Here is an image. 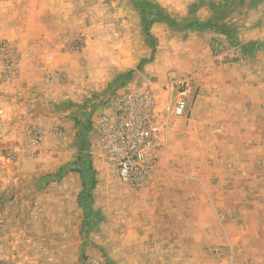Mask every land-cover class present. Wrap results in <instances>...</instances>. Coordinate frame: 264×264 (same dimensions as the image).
<instances>
[{
	"label": "crops",
	"instance_id": "1",
	"mask_svg": "<svg viewBox=\"0 0 264 264\" xmlns=\"http://www.w3.org/2000/svg\"><path fill=\"white\" fill-rule=\"evenodd\" d=\"M240 4L236 1L233 6L239 8ZM245 5L247 14L238 29L237 40L263 42L264 32L260 27L264 23V1ZM10 11L12 19L5 15ZM29 11V7L8 11L0 8V39L20 50L22 65L18 77L4 85V93L0 94V123L12 114L16 119L11 124V134L18 137L25 135L26 118L38 123L44 136L33 159L35 174L41 176L68 163H80L83 153L94 169L102 159L92 121L96 115L107 112L103 104L87 117L89 129L84 150L76 146V140L70 147L64 144L65 140L74 142L71 138L79 136L77 129L67 133L68 130L59 127L61 137L56 142L50 133L57 122L78 125L77 115L68 120L65 116L69 110L59 115L40 114V111L60 99L70 100L76 104V110L80 109L79 104L85 103L89 93L109 82L117 72L114 67L132 68L145 56L140 50L136 16L131 17L133 23L128 21V25L122 17L123 22L115 26L117 32L110 35V40L119 43L123 54L82 65V57L68 59L60 49L66 26L56 10L46 9L43 21L31 20ZM131 25L133 37L127 29ZM211 32L191 31L181 37V55L185 59L177 65L184 71L197 70L187 83V93L191 96L199 88L200 94L192 104L189 97L192 105L189 118L176 120L169 130L166 149L146 187L135 199L137 203L130 195L119 204L118 216L123 220L118 223L117 237L110 235L106 240H112L107 242V254L115 264H264V125L259 118L257 94L264 84V70L260 73L255 63L258 61L255 56L264 62V52L257 49L240 54L233 61H215L209 47ZM168 45L156 46L151 65L158 64L164 52L167 56L174 55L175 51ZM47 54L55 55L54 66L79 74L67 75L64 82L53 79L45 83L39 58L45 60ZM141 90L135 84L121 88L128 93ZM88 104H84L86 110ZM98 178L92 193L100 185ZM57 183L78 200L83 189L79 167L62 174ZM131 201L133 214L126 205ZM97 208L93 203L92 210ZM107 223H103L101 240L107 237L103 234ZM45 226L46 230L49 225L45 223ZM58 230L61 232L62 227ZM60 245L59 242L57 246ZM213 249L218 252L213 253Z\"/></svg>",
	"mask_w": 264,
	"mask_h": 264
},
{
	"label": "rangeland",
	"instance_id": "2",
	"mask_svg": "<svg viewBox=\"0 0 264 264\" xmlns=\"http://www.w3.org/2000/svg\"><path fill=\"white\" fill-rule=\"evenodd\" d=\"M148 1L159 7L158 15L162 18L169 17V21L167 18H163L148 25L149 36L145 35L142 25L143 17L146 21H151L157 14L150 7H145L144 14H141L139 9L142 4L138 0H0V8L7 11L13 8L29 7L31 20L43 21L46 9L56 10L61 23L66 26L65 29L63 28L65 41L60 49L67 54L68 59L70 56L78 60L82 57V65L88 61L91 63L96 59L99 61L107 59L106 57L113 58L123 54L119 50L120 47L118 48L119 43L110 40V35L117 32L115 26H119L123 22L122 17H125L127 24L128 21L133 23L131 17L136 16L134 21H136V25L137 23L139 25L140 50L146 55L140 57L132 68L119 70L114 67L117 72L110 77L109 82L103 88L89 93L86 97L85 103H89L86 105L87 110L85 103L79 104L80 109L76 110V104L67 99L56 100L47 107L44 106V110H41L40 114L55 113L59 115L69 110L70 113L65 116V119L71 120L74 115H77L80 121L78 125L75 123L71 125L70 121L68 124L57 122L50 131L55 142L61 137L59 127H62L63 131L67 132L68 130L67 133L77 129L80 133L76 139L71 138V140L74 139V142L65 140L64 144L70 147L71 144H75L76 140L78 141L76 146L79 145L80 149L84 150L87 141L83 136V131L87 127L88 115L95 112L99 104H103L107 110L105 103L111 95L118 92L128 93L121 91V88L128 84H135L137 88L141 87L142 90L139 93L150 92L155 99L156 108L160 109L166 103L168 104L170 93L166 88V82L178 79H185L188 82L197 73V70L188 72L186 69L184 71L177 65L185 59L181 55V37L191 31H213L209 47L211 58L215 61H233L240 54L246 55L257 49L264 52V41L237 40L238 29L244 23L247 14L245 3L252 4L253 1L257 2L258 0ZM236 1L241 2L238 5L239 8L233 6ZM135 4L138 9L135 8ZM203 6H206L203 8L205 10L202 9ZM5 15L10 19L13 18L12 11L6 12ZM260 28L263 33L264 23ZM127 29L133 37V26H128ZM167 43L175 51L174 55L167 56L164 52L159 63L151 65L156 46L164 47ZM152 44L154 50H152ZM191 46H194V43ZM54 56V54H47L45 60L43 57L39 58V68L43 70L45 83L53 79L64 82L67 75L73 74L75 77V73L79 74L78 71H63L54 66ZM255 57L259 61H255L259 68L258 71L264 70V62L260 61L262 58ZM85 66V72H90V69L87 68L88 64ZM21 69L20 50L15 45H10L0 39V94L4 93L2 91L4 85L13 82L18 77ZM123 73H128V77L125 78ZM262 85L257 94L260 99L259 118L264 125V84ZM198 89L191 96L186 94L187 102L191 98L192 100L189 102L193 103L200 94ZM11 96L14 95L11 94ZM191 107L192 105L189 104L186 117L173 118L170 121L171 127L174 126L176 120L189 118ZM10 115L11 118H5L6 121L0 123V264H115L107 254V242L109 241L106 242V240L110 235L112 238L117 237L118 223L123 220V217L118 216V206L130 195L135 201L146 186L138 189L120 182L110 174L100 155L101 162L97 164L96 168L91 167L90 172H87L86 166L89 165V159L83 156L84 153L80 156V163H75L77 167L73 165L74 163H68L56 171L41 174V176L35 174L33 159L38 150L37 146L42 142L44 135L39 130L38 123L30 121L28 118L24 123L22 122L23 125H26L25 135L18 137L11 134L10 128L13 126L11 124L16 118L12 114ZM15 116H17L16 113ZM35 136L38 137V140L33 143L32 138ZM166 136L160 149V155L166 149ZM78 167L82 169L81 177L83 182H86V186L83 185L82 192L76 200L73 198L74 195L70 196L65 192L66 187L60 186L57 182L62 174ZM97 178L100 180V185L96 186V192L92 193L91 190L96 185ZM93 203H96L97 210H92ZM133 203L131 201L126 204L127 209L131 208L129 210L132 214ZM45 212L48 215H45ZM104 222H108L103 229V234L107 236L104 237V240L102 239L105 244L101 240ZM45 223L49 225L46 230L44 229ZM61 227L62 231L60 232L58 228ZM59 242L61 245L57 246ZM212 252L216 253L218 250L213 249Z\"/></svg>",
	"mask_w": 264,
	"mask_h": 264
},
{
	"label": "built area",
	"instance_id": "3",
	"mask_svg": "<svg viewBox=\"0 0 264 264\" xmlns=\"http://www.w3.org/2000/svg\"><path fill=\"white\" fill-rule=\"evenodd\" d=\"M187 80L166 82L170 101L162 108L150 92L115 93L105 103L107 112L92 121L100 157L110 174L134 188H144L154 173L171 120L189 111ZM38 137L32 138L36 143Z\"/></svg>",
	"mask_w": 264,
	"mask_h": 264
},
{
	"label": "trees",
	"instance_id": "4",
	"mask_svg": "<svg viewBox=\"0 0 264 264\" xmlns=\"http://www.w3.org/2000/svg\"><path fill=\"white\" fill-rule=\"evenodd\" d=\"M138 1H141V4H142V7H141V9H139V11H140V13L141 14H144V8L145 7H150V8H152V9H154L155 10V13L157 14L156 15V17L154 18V19H152L151 21H146L145 19H144V17H143V27H144V30H145V35H147V36H149V34H148V30H149V28H148V25H152L153 23H155L157 20H162L163 18H167V20L169 21V17H167V16H164L163 18L160 16V15H158V11H159V7L157 6V5H153L150 1H148V0H138ZM135 6V8H137V4H135L134 5ZM138 9V8H137ZM152 38V37H151ZM152 50H154V45L152 44ZM131 73V72H130ZM123 75H124V77L126 78V77H128V73H123ZM86 124H87V127L84 129V131H83V136H84V138H85V136H86V133H87V131H88V129H89V124H88V122H86ZM84 138H83V140H84ZM86 170H87V172H90V170H91V165L89 164L88 166H86ZM80 172H81V174H82V169H80ZM83 185H85L86 186V182L84 181L83 182Z\"/></svg>",
	"mask_w": 264,
	"mask_h": 264
}]
</instances>
